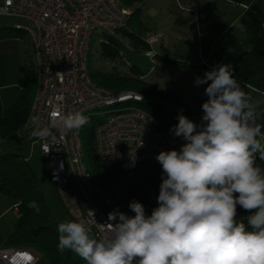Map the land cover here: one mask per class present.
<instances>
[{"label": "clouds", "instance_id": "obj_1", "mask_svg": "<svg viewBox=\"0 0 264 264\" xmlns=\"http://www.w3.org/2000/svg\"><path fill=\"white\" fill-rule=\"evenodd\" d=\"M195 84H207L201 123L178 114L170 131L186 143L155 157L164 176L151 215L133 200L129 208L134 215L114 210L99 223L111 229L101 239L84 222H61V253L71 250L85 264H264V167L256 164L257 153L264 160V145L255 122L257 104L241 88L230 63L215 66ZM88 123L79 111H53L49 125L36 128L32 136L78 130ZM130 158L134 166L135 152ZM238 205L250 213L247 224L237 218ZM28 207L40 211L35 201Z\"/></svg>", "mask_w": 264, "mask_h": 264}, {"label": "built area", "instance_id": "obj_2", "mask_svg": "<svg viewBox=\"0 0 264 264\" xmlns=\"http://www.w3.org/2000/svg\"><path fill=\"white\" fill-rule=\"evenodd\" d=\"M132 13L133 9L121 0H0V15L15 19L12 27L27 34L33 60L35 90L21 133L28 135L36 128L47 127L53 111H79L97 121L93 129L94 150L105 166L133 165L130 152H135L134 165H160L155 157L161 151L180 150L183 140L160 130L151 115L133 106L117 108V103L139 100V95L131 91L111 92L91 78L88 57L93 31L102 30L104 43L114 39L134 51L126 35L131 33ZM141 39L146 45L143 55L156 65L160 55L156 46L162 35L146 31ZM82 128L52 129V135L35 137L34 142L49 165L51 181L57 186L72 181L88 201L84 223L94 238L101 239L111 229L99 224L107 222V216L92 204L90 196L98 193L103 197L105 191L86 167ZM104 203L112 211L118 210L109 197ZM0 264H39V256L27 248L4 246L0 249Z\"/></svg>", "mask_w": 264, "mask_h": 264}, {"label": "trees", "instance_id": "obj_3", "mask_svg": "<svg viewBox=\"0 0 264 264\" xmlns=\"http://www.w3.org/2000/svg\"><path fill=\"white\" fill-rule=\"evenodd\" d=\"M138 0H121L126 6H131ZM243 6L239 22L243 28L248 48L238 57L236 79L248 84L256 90L264 92V0H227ZM133 9V8H132ZM139 12L133 9L129 20L127 37L134 46V51H143L146 45L141 37L147 29L141 20L133 19ZM23 33L12 26H0V38L17 36ZM101 55L115 60L120 57V45L114 39L102 42ZM88 69L93 82L111 92L115 90L131 91L142 97L139 100L127 99L117 103V108L137 107L151 115L160 130L175 137L170 129L178 123V114L182 113L197 125L201 123L202 103L207 99L184 100L174 92L141 78L143 74L135 66H130L129 74L121 75L118 72L94 70L89 52ZM161 64H173L174 59L157 56ZM35 90V76L33 65L26 66L22 72L21 90L19 97L12 106L3 109L0 105V140H18L29 112V107ZM95 119H89L81 131L82 145L85 155V164L92 179L107 193V196L118 210L134 215L129 208L133 200L139 201L145 207L146 214L151 215L157 207L159 188L164 176L159 165L146 164H116L105 166L98 161L93 144V129ZM261 126V135L264 145V110H261L255 119ZM183 140V139H182ZM256 164L264 167V160L256 154ZM0 193L6 194L15 200L17 214L12 231L6 238L7 246L40 250L47 254L51 264H85L74 252L69 250L63 257L58 250V233L50 226L51 211L47 204L44 192L39 185L37 176L29 166L25 157L9 150H0ZM238 195V194H237ZM35 201L40 211L28 207L29 202ZM250 213L237 206V218L247 224L246 216Z\"/></svg>", "mask_w": 264, "mask_h": 264}, {"label": "crops", "instance_id": "obj_4", "mask_svg": "<svg viewBox=\"0 0 264 264\" xmlns=\"http://www.w3.org/2000/svg\"><path fill=\"white\" fill-rule=\"evenodd\" d=\"M180 1L184 3L185 8L181 9L179 17L175 19L167 33L150 30L141 21L147 31H155L162 35L157 49L163 56L176 60L175 63L167 65L177 66L180 72L179 80L175 81L176 83L172 82L171 86L154 83L167 88L184 100L208 99L205 95L207 84L196 85V78H203L205 72L219 64L229 63L234 68L235 76L238 57L248 48L239 22L243 6L227 0ZM20 36L21 34L0 38V105L3 109L13 105L16 97H19L22 72L27 66V54L28 57L31 56L30 43ZM10 58L14 60L15 66L5 71L6 68L3 66ZM156 64L166 65L159 62ZM192 77L195 80H192ZM239 83L257 104L256 115L264 110V92L248 84ZM188 87L193 91V97L189 99L186 98ZM258 139L263 145V136H259Z\"/></svg>", "mask_w": 264, "mask_h": 264}, {"label": "rangeland", "instance_id": "obj_5", "mask_svg": "<svg viewBox=\"0 0 264 264\" xmlns=\"http://www.w3.org/2000/svg\"><path fill=\"white\" fill-rule=\"evenodd\" d=\"M184 6V3L180 0H138L131 6L127 7L133 9L138 8L139 12L133 19L141 20L146 28L167 33L172 27L175 19L179 17L181 9L185 8ZM15 22V19L11 17L0 15V24L12 26ZM20 37H23L26 42H29L28 36L25 32L21 33ZM103 38L104 35L99 28L93 31L90 38L89 48L91 64L94 70L118 72L121 75H124L130 73V66H135L139 69L141 74H143L141 78L147 82H156L162 86H171V84L176 83L175 81L179 80L180 72L177 66L167 64L165 66L159 64L155 65L143 55L142 51H130L123 46H120V57L115 60L105 58L101 55ZM156 48H158V45ZM30 63L33 64V60L32 57H28L27 54V66H30ZM14 64V60L10 58L3 67L6 68V71ZM183 78L184 77H181V79ZM192 80H195V78L192 77ZM187 90L189 92L186 98H192L193 91L191 88ZM121 91L122 90H115L114 92ZM10 106L12 105H9L5 109ZM34 141L35 137H33L32 134L23 136L16 141L0 140V150L6 149L25 157L29 166L37 176L39 185L44 192L47 204L51 211L49 224L56 232L58 224L66 220L84 222V212L89 207L88 201L78 192L72 181H70L68 185L62 186H57L51 181L49 165L44 156L39 152V148ZM183 143L186 142L183 140ZM157 168L158 170H161L162 166L159 165ZM103 197L100 194L95 193L90 196V200L102 213L108 216V213L112 212V210L104 203V199L108 198L106 192L103 193ZM15 206L14 199L6 194L0 193V248L7 246L6 238L12 231L16 221L17 214L14 209ZM31 251L39 256V264H51L46 253L36 249ZM68 252L69 250H65L61 254L65 257Z\"/></svg>", "mask_w": 264, "mask_h": 264}, {"label": "snow or ice", "instance_id": "obj_6", "mask_svg": "<svg viewBox=\"0 0 264 264\" xmlns=\"http://www.w3.org/2000/svg\"><path fill=\"white\" fill-rule=\"evenodd\" d=\"M29 259H30V257H29Z\"/></svg>", "mask_w": 264, "mask_h": 264}]
</instances>
